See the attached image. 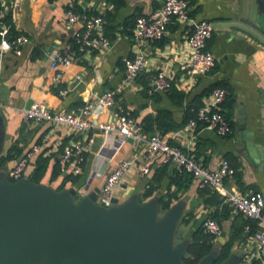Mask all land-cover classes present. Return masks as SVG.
Returning a JSON list of instances; mask_svg holds the SVG:
<instances>
[{
	"label": "crops",
	"instance_id": "crops-1",
	"mask_svg": "<svg viewBox=\"0 0 264 264\" xmlns=\"http://www.w3.org/2000/svg\"><path fill=\"white\" fill-rule=\"evenodd\" d=\"M10 1L0 0V17L9 15L14 32L26 36L28 42L18 52H7L0 57V158H6L0 164V171L7 172L49 129L47 122L37 125L23 122L22 110L28 100L43 103L54 112L73 113L85 102L110 90L114 92V107L121 106L137 118L142 129H149V132L155 129L171 144L186 147L189 138L181 129L188 121L187 109L202 106L212 88L223 87L228 92L222 105L224 111L229 112V107L233 106L230 117L233 132L223 137L199 126L193 152L210 169L216 168L220 159L228 158L235 169L234 175L225 181L228 187L264 193V14L258 0H188L191 16L196 20H209L213 25L207 49L216 57L214 68L206 75L191 76L188 73L187 28L171 23L160 39L147 45V70L127 85L123 82V58L134 52L135 18L150 13L161 5L162 0H120L118 5L106 0H77L81 10L105 17L110 14L104 33L111 46L103 53L85 54L65 69L57 81L53 79L50 58L70 41V32L64 24L65 0H23L14 11L10 9ZM158 69H163L172 78V88L185 93L181 102L173 100L168 91L148 92L151 75ZM63 89L67 92L61 95ZM240 107L242 114L238 113ZM111 111L97 107L93 115L96 120L103 121L110 118ZM75 138L67 129L56 128L28 165L25 177L29 178L34 162L40 156L47 160L40 183L55 189L60 185H63L62 189L75 187V198L80 199L93 189H100L108 173L122 158H135L141 163L142 143L116 137L109 141L96 132L78 182L65 181L63 173L51 179L59 151ZM11 151L12 157L8 159ZM159 166H153L145 176L139 175L138 168L131 169L116 190L118 202L126 201L133 194H137L140 201L153 197L159 200L168 188L170 192L177 191L171 180L179 169L168 164L153 194L142 199L145 190L155 185L151 181ZM186 184L176 193L178 198L172 204L179 200L184 202L182 218L191 216L190 223H201L211 214H217L221 233L215 238V244L219 247L233 227L239 226L245 218L231 212L228 216L223 215L214 203L213 197L218 194L210 189L203 192L192 175ZM245 230L248 232V226ZM249 236L250 232L243 241L233 245V253L238 254L234 248L239 243L245 244Z\"/></svg>",
	"mask_w": 264,
	"mask_h": 264
},
{
	"label": "built area",
	"instance_id": "built-area-1",
	"mask_svg": "<svg viewBox=\"0 0 264 264\" xmlns=\"http://www.w3.org/2000/svg\"><path fill=\"white\" fill-rule=\"evenodd\" d=\"M23 0H11L10 9H18ZM77 0H65L64 24L70 32V41L50 58V67L54 71V80H60L63 72L69 66L78 62L85 54L103 53L110 49L111 41L105 35L104 28L107 19L104 14H87L82 9L77 12ZM171 23H178L187 28L185 43L189 50L188 73L191 76L206 75L216 64V57L207 49V41L213 35V25L206 19H194L190 14L188 0H162L159 7L148 14L135 18L132 36V56L123 58L124 84L134 82L149 65L145 49L148 44L160 39ZM11 23L0 17V57L7 52H18L23 44L28 42L24 35H10ZM172 78L163 69L156 70L151 75L148 92L169 91ZM67 89L60 90L64 95ZM223 87L214 88L205 99L202 106L195 111V117L190 118L181 129L188 135L186 147L173 145L168 138L155 131L151 135L143 132L139 121L127 113L121 106L114 107V92L105 91L94 100L85 102L75 112L51 111L43 103L34 102L29 108L22 110L23 122L37 125L42 122L49 124L47 133L17 158L14 165L6 172L9 181H18L25 177V172L31 161L40 153L47 142L49 134L61 127L76 136L59 151L57 162L60 172L80 175L86 161V154L94 142V134L101 133L107 140L121 138L122 141L132 139L143 144L139 163L135 158H122L108 173L100 187L95 202L103 207H110L116 199L115 193L123 183L124 177L133 168H138L140 176L147 175L153 166L158 164H173L179 170L190 173L197 181L199 188H208L217 193L221 205L230 209L231 213L241 214L244 218L255 222L256 229L250 234L247 242L239 243L234 249L238 252L237 264H264V193L261 191H240L228 187L226 179L232 177L235 169L228 160L220 159L214 169L206 167L201 158L193 152L196 130L199 126L214 130L218 135L230 136L233 128L225 116L222 107L227 97ZM97 107L112 110L107 120L98 121L94 118ZM114 107V108H113ZM202 230L217 238L221 233V225L211 217L202 221Z\"/></svg>",
	"mask_w": 264,
	"mask_h": 264
},
{
	"label": "water",
	"instance_id": "water-1",
	"mask_svg": "<svg viewBox=\"0 0 264 264\" xmlns=\"http://www.w3.org/2000/svg\"><path fill=\"white\" fill-rule=\"evenodd\" d=\"M258 5L264 14V0ZM98 191L75 200V187L57 190L28 177L12 182L0 171V264H187L190 239L175 241L183 201L159 215L156 197L133 194L103 207L95 202ZM217 251L215 244L196 264H214ZM237 260L232 253L218 264Z\"/></svg>",
	"mask_w": 264,
	"mask_h": 264
},
{
	"label": "trees",
	"instance_id": "trees-1",
	"mask_svg": "<svg viewBox=\"0 0 264 264\" xmlns=\"http://www.w3.org/2000/svg\"><path fill=\"white\" fill-rule=\"evenodd\" d=\"M106 1L109 3H113L114 5H118L119 4L118 2H120V0H106ZM0 10H1V6H0ZM75 10L77 12L82 11L78 6L75 8ZM87 14L90 15V14H96V13L92 12V11H87ZM108 18L110 19V14L106 15L107 23H108ZM2 20H5V22L9 23L10 22V16L6 15L4 18H2ZM14 34H18V33L14 32L13 28L11 27L10 28V35H14ZM211 90H213V88ZM168 92H169L170 97L173 100L179 101V102H181L185 96V93L178 91L172 87ZM198 107L199 106L189 107L187 109L186 121L189 120L190 118L195 117V111ZM232 109H233V106L231 105L229 107V112L228 111H227V113L225 112V116L229 119V121H230ZM174 127H171V128H174ZM142 130L144 133H146L148 135H151L153 132H155V129H151L150 132L148 131L149 129H147V130L142 129ZM12 151H14V148ZM12 151L8 153V155H7L8 159H10L12 157L10 154V153H12ZM5 159L0 158V164H3V162H5ZM167 165L168 164H160L159 168H157L154 171L155 174L153 175L151 182H153L155 185H150L145 190V192L143 193L142 199H146L147 197H149L153 194L154 190L156 189V185L158 183H160L163 175L165 174V168L167 167ZM46 166H47V160L44 158H41L39 156L34 162V167H33L32 171L29 175V179L34 183H40L41 178L43 177V175L45 173ZM61 173L62 172H60L59 164L57 162L56 166L53 168L51 179H55ZM64 175H66L64 177L65 181L68 180L71 182V184H75L78 182L79 176L81 174L80 175H72L71 173H66ZM190 178H191L190 173H188L184 170L176 171V174H175L174 178L171 180V183H173L176 186L177 191L170 192L169 188H168L166 193H164L163 195H161L159 197V206H160V209L162 211L167 210L172 205L173 201L177 200L178 197H177L176 193L178 191H180V189L185 188L187 186L186 182L189 181ZM62 188H63V185H60L57 189L61 190ZM202 189H203L202 190L203 192H209L210 191L208 188H202ZM213 194H215V193H213ZM217 196L216 197L212 196L214 198V203L217 205V207L219 208V210L221 211V213L223 215L228 216L230 213V209L225 205H221V199H220L219 195H217ZM239 215H241V214H239ZM211 218L217 220L219 222V224L221 225L219 217L217 214H211ZM181 219L182 220H180V223L187 225L191 221V216H188L187 218H181ZM200 224L201 225H199V226L197 225L196 228H194L192 230L190 237H189L190 238V244H189V246H188V248H187V250L183 256V260L187 264H196L199 261V259L202 258L204 255L208 254L211 251V249L213 248V246L215 245V237L212 235H209V234H205L202 230V222ZM245 226H248V232H250V234L256 229V225H255L254 221H252L250 219H246V218L242 219L241 223H239V226H236L235 228L233 227V231L231 232V234L228 235V238L226 239V241L218 247L217 256H216L214 264H218V263H221L224 260H226L233 253V245L237 242L244 240L245 236L248 233L247 230H245Z\"/></svg>",
	"mask_w": 264,
	"mask_h": 264
},
{
	"label": "rangeland",
	"instance_id": "rangeland-1",
	"mask_svg": "<svg viewBox=\"0 0 264 264\" xmlns=\"http://www.w3.org/2000/svg\"><path fill=\"white\" fill-rule=\"evenodd\" d=\"M75 200H77V198ZM161 214H162V210L159 213V215ZM197 225L199 226L201 224L198 221L191 222L187 225L179 223L178 229L176 231L175 241L178 242L185 238H189L192 230L196 228Z\"/></svg>",
	"mask_w": 264,
	"mask_h": 264
}]
</instances>
